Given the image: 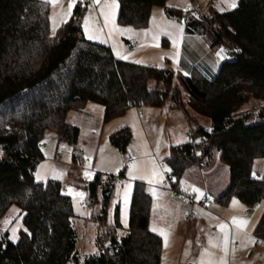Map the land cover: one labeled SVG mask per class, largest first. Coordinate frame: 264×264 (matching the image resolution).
I'll return each mask as SVG.
<instances>
[{"label":"trees","instance_id":"trees-1","mask_svg":"<svg viewBox=\"0 0 264 264\" xmlns=\"http://www.w3.org/2000/svg\"><path fill=\"white\" fill-rule=\"evenodd\" d=\"M167 2L117 0L116 23L146 28L152 9L159 7L166 17L183 20L187 32L202 26L205 40L233 53L213 78L195 67L184 75L116 58L108 46L85 38V5L75 6L50 34L48 2L0 0V220L16 206L24 227L15 243L0 235V264H160L162 239L148 227L152 202L144 182L133 184L127 227L119 237L118 206L109 222L110 196L97 192L102 181L95 173L86 187L92 205L101 203L86 219L95 223L94 251L80 254L71 198L62 194L58 180L35 181L44 159V133L51 131L58 141L74 146L78 128L66 115L87 102L103 106L104 123L133 106L166 103L206 117L208 129L199 127L191 140L171 145L164 163L179 186L186 169L207 165L216 153L228 167L229 182L215 201L223 206L232 198L248 207L263 203L252 234L264 240V180L252 172L254 160L264 158V0H237L235 8L197 20L183 17ZM131 138L123 127L108 139L125 154Z\"/></svg>","mask_w":264,"mask_h":264},{"label":"crops","instance_id":"crops-1","mask_svg":"<svg viewBox=\"0 0 264 264\" xmlns=\"http://www.w3.org/2000/svg\"><path fill=\"white\" fill-rule=\"evenodd\" d=\"M44 1L48 2V0ZM69 2L70 0H56L55 3L48 2L49 24L50 22H54L59 27L65 23L64 21H67L70 18L71 14H67ZM87 2H90V6L93 5V0H87ZM109 2H111V0H109ZM78 5H85V7H87L86 2L84 3L81 0H75L73 8ZM156 8L157 7H154L152 9L148 26L146 28L136 29L130 26L118 25L116 23L117 7L114 9L113 22L109 23L107 26H105V21L100 16V9L91 7L90 9H94V11H86L82 18L83 34L85 38L88 39L84 31V17L90 16L89 34L93 35L94 38L88 40L108 46L116 58L165 69L166 64L169 63L170 65V63L173 61V58L176 59V62L178 59V56L176 55L177 53L173 48H171L172 46L170 45L168 39L169 33H172L171 29H173V31L176 30L172 26L168 27L165 25L163 17ZM155 14L157 17V23H153V16ZM113 24L115 28H130L132 31L123 33L117 32L113 29ZM93 27L96 29V31H92ZM184 33L186 34L187 32L184 30ZM129 40H132V42L129 43ZM116 53H120V56L126 58H120ZM161 57H163V59H161ZM213 68L214 66L209 67V69L206 70L207 73L213 74ZM190 70L191 68L189 71ZM178 72L184 74L180 70H178ZM143 107L145 106L130 107L123 116L107 123L103 122V106L94 102H87L84 108L80 111H69L66 115V120L71 125H74L78 128V139L74 146L79 150V155L83 156L86 154L87 160L89 159L88 157H90V155L93 159H95L98 145L100 144L103 132L106 130V126H112V128L110 127L107 130V133L110 131L114 132V130H118L123 127L134 130L139 128L142 133V143L144 146L146 144V148L148 150L151 149L152 151L151 158L154 157L155 151L157 155L161 157V159L167 156L168 149L171 145L181 144L189 141V138H187L186 135H188V132L191 130L187 131L185 135L183 128L184 125L188 126V118L196 122L199 121L197 128L209 127V120L206 121L207 123L203 124L205 119L197 117V115H195V113L190 109H186L185 111L181 109H175L172 108L169 103H166L159 108L146 107V111H143ZM131 110H135L134 112L138 119V125H135L130 121L131 115L129 112H131ZM140 110H142V114H140ZM111 133L112 132H110V134ZM55 139L56 144L54 146V154L56 156H60L57 151V147L63 142L58 141L56 136ZM132 142L134 141L132 140L130 142L125 153L134 154L136 157L135 161L137 160L136 155H139L140 159H148L150 157L146 156V152L143 151L142 145H137L136 143ZM73 150L77 151L75 148L72 149V151ZM42 151L44 153V157L49 152V150L46 148V145L44 144V141L42 142ZM76 155L77 152L75 154L72 153V159H74ZM120 155H122L124 160L125 154L120 152ZM213 161L214 165L212 164ZM54 162L56 164H61V161L56 160L55 157ZM262 162H264V158L255 159L252 166V172L256 177L264 180V166ZM37 168L38 165L36 170ZM188 169L185 170L181 177L179 188L180 190L193 196L195 199H197V194L193 192V188L198 189L203 195H207L209 197V201L204 203L202 206L187 203L183 197H172L165 182L164 173L166 170L160 168V166L159 169L156 168L158 175L151 183H149V180L152 179V174L149 170H147L149 173L142 175L143 178H139L140 176H137L138 178H134L139 179L135 181H141L145 183V191L151 198L152 203L148 222L149 229L151 230V226L153 224L154 227L158 229L157 232L151 230L153 233L161 237V232H163L164 235L168 236V240L172 244H174V242L175 245L178 244V249L181 250L184 247V242L186 241L187 235L189 233L188 227L189 229L192 227H197L200 229L202 226H204L203 228L210 227V229L214 227L209 233H207V241L203 245L205 248L209 247L214 253H225L223 250L225 248V233L221 232L218 228V225L223 223L228 227L227 235L229 242L226 245V257L228 264H264V240L257 239L252 234V230L256 224L253 225L255 218L250 215L251 210H258L260 205L263 209V203H260L256 208H253L246 206L236 198L231 199L229 203L224 206L215 201V198H217L224 191L221 187L217 188L215 186L216 182H213V178H215L216 173L222 172V174H224V172L226 173L227 170L229 182L228 167L220 163L218 160V155L214 157V160L212 156L207 165H201L199 176L202 184L200 185H198L195 180V183L191 184V187L188 186V183L185 181V179H183ZM142 170L143 171L140 170L142 173L146 170V168H144V164H142ZM123 171L124 169L122 172ZM54 177L57 176L54 175ZM54 179L59 181L57 178ZM206 180H208L209 184L206 183ZM89 182H87V184ZM234 200L236 201L235 204H233ZM192 208H198V218H196L197 215L195 213L194 217L186 219V215L192 210ZM87 217L88 216H84L83 218ZM233 217L247 221L243 229H237L235 227V225L232 223ZM75 218H79V216L76 215ZM87 222V220L83 221L84 225H86ZM185 222H187L186 226L183 225ZM123 235H119V237ZM250 240L254 242H250ZM213 245H215V247H213ZM83 249L84 252H82V254L92 253L94 251L93 247L92 250L87 252L86 244L85 248Z\"/></svg>","mask_w":264,"mask_h":264},{"label":"rangeland","instance_id":"rangeland-1","mask_svg":"<svg viewBox=\"0 0 264 264\" xmlns=\"http://www.w3.org/2000/svg\"><path fill=\"white\" fill-rule=\"evenodd\" d=\"M82 2H86L87 7H85V11L83 15L86 13V11H94V9H90L92 6H90V2L81 0ZM230 0H168L167 5L169 7L179 8L182 11L183 17H186L190 20H197L201 17L205 16H212L213 12H225L228 10H231L232 8L229 7ZM110 3V2H109ZM117 5V0H116ZM103 6V0L101 1V7ZM117 7V6H116ZM157 11L161 14L165 21V25L168 27H174L176 31L172 30V33H169L168 39L170 42L171 48L174 49V51L179 53L178 59L176 63H173V61L170 63H167L165 66L166 71H176L180 70L184 73V75H187L189 73V69L192 67H195L199 69L205 76L208 78H213L223 60L229 59V56L223 52V59H221L220 56L217 55L218 52L221 51V44L215 43L211 44L209 41L205 40V38L202 36L199 31H202V26H197L199 28V31L194 32H187L185 30V24L183 20L177 21L175 19H171L165 16L163 9L157 7ZM187 9V10H185ZM83 18V16H82ZM157 17L156 14L153 16V23L156 22ZM157 23V22H156ZM82 24V21H81ZM57 24L54 22H50L49 24V30L50 34H54L57 29ZM170 29V28H169ZM184 30L187 32L184 33ZM123 43V42H122ZM175 44V46H174ZM214 66L213 68V74H208L206 70L209 69V67ZM176 86L179 88V86L176 84ZM182 101H185V95L183 93ZM251 105V104H250ZM250 105H245L244 108H248ZM143 111H146V107L142 108ZM135 110H131L130 113V121L133 122L135 125H138V119L134 112ZM197 117H201L205 119L204 123H207L208 120L204 116H200L198 114ZM198 121V120H197ZM188 126H183L184 128V134L186 135L187 131H195L198 122L193 121L188 118ZM112 128V126H106V130L103 132L100 144L98 145L97 154L95 159L88 157L84 154L83 156L79 155V150L75 146H69L64 143H60L57 147V151L60 154V156H56L54 146L56 144L55 134L51 131H46L44 133L43 141L46 145V148L49 150L48 154L45 155L44 159L38 164V168L34 174L35 181L43 182L47 179H54V175L57 176V179H59L61 184V192L64 195H68L71 198L72 203V209L73 212L79 216V218L73 219V226L77 233V243H76V250L78 253L82 254L84 252L83 248H85L86 244V250L89 252L94 247L93 245V239L95 236V224L93 222H87L86 225H84L83 221H86V219L93 213H96L101 203L98 200L95 202V204L92 205V200L87 195V182L92 181L94 178V174L96 172H99L100 174V180L107 181L113 177H118L115 181H112V190L110 197L108 198L107 202V219L109 222H112L113 220V210L116 206H118V221L120 223V228L117 230V233L119 235H123L124 231L127 226H125L124 223L121 222L122 219V212L124 214V217L126 219V224L128 223V213H129V202H130V196L132 191V186L135 182L134 179L130 178L129 176V167H124V160L122 158V155H120V152L118 149L113 147L109 143V133H107V130L109 128ZM191 128V129H190ZM131 131V141L133 140L137 145H142L143 151L146 152V156H150L148 159H140L139 155L137 156V160L135 161L137 165L138 171L134 173L136 176H141L143 174H147V170H149L152 174V167L153 164L155 165V168L159 169V163L164 162L163 159L157 153L154 151V157L151 158L152 151L151 149L148 150L146 147V144L142 143V133L139 128L136 130L129 129ZM115 131V130H114ZM135 131V132H134ZM189 140L193 138V136L186 135ZM199 139V138H197ZM134 145V144H133ZM76 149L77 155L72 159V149ZM217 154H213V160L214 157ZM0 156H1V148H0ZM54 157L56 160L61 161V164H56L54 162ZM73 160V161H72ZM263 166H264V162ZM87 164V171L91 174V179H85L84 172H85V165ZM142 164H144V168L146 170L142 173L140 172L142 170ZM214 165V161L212 162ZM220 165V164H218ZM201 165H192L188 171L186 172L183 179L188 183V186L191 187V184L196 183L198 185L202 184V181L200 179V167ZM148 168V169H147ZM123 171V175H119L120 171ZM264 169V167H263ZM168 170V167L166 166V169ZM39 174L40 179H37V175ZM109 177V179H107ZM163 177V175H162ZM164 178V177H163ZM213 182H216L215 186L223 188V190L226 189L228 186V173L226 170V173L222 174V172L216 173L215 178H213ZM206 183L209 184L208 180H206ZM130 185L131 187L127 191V195L125 194L126 187ZM71 189V192L69 190ZM99 195L101 196V190H97ZM76 193H83V196H77ZM203 196V195H202ZM201 196V197H202ZM180 197V196H178ZM180 199V198H178ZM184 199V198H183ZM233 199V198H232ZM87 202L88 206L85 208L83 207L82 203ZM240 203V202H239ZM192 210L196 213L197 217L199 216V210L198 208ZM262 206L260 205L258 210H251L250 215H252L255 218V221L253 223L258 221L257 218H259L261 214ZM84 216H88L87 218H83ZM8 220V223L5 224L4 221ZM257 219V221H256ZM187 225V222L185 224ZM252 226V225H251ZM255 226V225H254ZM202 226L200 229L197 227H192L189 229L188 227V235L186 238V241L184 242V247L179 250L178 244L175 245L172 244L168 240L167 235H161L162 237V248H161V259L160 264H209L210 260H215L219 262L221 258L228 264L227 260V253H214L209 247L205 248L204 243L207 241L206 236L207 233H209L212 228L210 227L203 228ZM253 227V226H252ZM12 228H16V239L15 241L9 239V237L12 235ZM154 225L152 224L151 229H153ZM185 228V227H184ZM20 230H24V227L21 223V213L20 210L16 206H10V208L7 210L5 215L0 220V232L7 234V238L10 242L15 243L18 239V232ZM158 229L155 230L157 232ZM226 234L228 233V227L226 229ZM118 235V236H119ZM228 235H227V244H228ZM225 243V239H224ZM201 253H205V255H201ZM87 254V253H86Z\"/></svg>","mask_w":264,"mask_h":264},{"label":"snow or ice","instance_id":"snow-or-ice-1","mask_svg":"<svg viewBox=\"0 0 264 264\" xmlns=\"http://www.w3.org/2000/svg\"><path fill=\"white\" fill-rule=\"evenodd\" d=\"M48 2L50 3H55L56 0H48ZM74 2L75 0H70V2L68 3V11H67V14L70 15L71 14V11H72V8L74 6ZM116 0H111V2L109 3V0H103V6L101 7V0H93V5L92 7H96V8H99L100 9V16L104 19L105 21V26H107L109 23H112L113 20H114V9L116 7ZM237 6V0H230L229 2V7L231 8H235ZM187 10V9H185ZM51 19V18H50ZM89 20H90V16H85L84 17V31H85V34L87 36L88 39H93V35L89 34L90 32V25H89ZM66 22V21H64ZM113 29L117 32H131L132 29L128 28V29H118V28H115L114 24H113ZM92 31H96V29L93 27L92 28ZM155 39V37H154ZM175 46V44H174ZM223 49H221L220 52L217 53L218 56L221 57V59H223ZM118 57L120 58H126V57H122L120 56V53H116ZM177 56L179 55V53L177 52L176 54ZM161 59H163V57H161ZM173 63H176V59L173 58ZM87 159V158H86ZM85 172H84V176H85V179H91V174L89 171H87V164L85 165ZM138 171L137 169V165L136 163L134 162L133 164L129 165V176L130 178H138L136 175H134V173H136ZM158 175V172L155 168V165L153 164V167H152V179L149 180V183L153 182V180L156 178V176ZM54 178H57V177H54ZM139 178H143L142 175L139 177ZM37 179H40V176L39 174L37 175ZM131 186L128 185L125 189V194L127 195V191L128 189L130 188ZM69 192H71V189L69 190ZM193 192H195L197 194V199L199 200L200 197L203 195L202 193L199 192L198 189H195L193 188ZM77 196H80L82 197L83 196V193H76ZM236 201L234 200L233 201V204H235ZM121 222L125 224V226H127L126 224V219L124 217V214L122 212V219H121ZM5 224L8 223V220L6 219L4 221ZM232 223L235 225V227L237 229H243V227L246 225L247 221L245 220H240V219H237L236 217H233L232 218ZM218 228L221 232H224L225 233V248L223 249L225 251V254H226V245H227V234H226V229H227V225L221 223L218 225ZM153 231H155L156 229L153 228L151 229ZM12 235L9 237V239L15 241L16 239V228H12ZM161 235H164L163 232H161ZM250 242H254V241H251ZM213 247H215V245H213ZM201 255H205V253H201ZM209 264H226V262L223 260V258H221V260L219 262L215 261V260H210L209 261Z\"/></svg>","mask_w":264,"mask_h":264},{"label":"built area","instance_id":"built-area-1","mask_svg":"<svg viewBox=\"0 0 264 264\" xmlns=\"http://www.w3.org/2000/svg\"><path fill=\"white\" fill-rule=\"evenodd\" d=\"M84 1H87V0H84ZM128 42L131 43L132 40H129ZM221 49H223L224 50L223 52L226 53L228 56H232L233 55L231 49H229L226 45L221 44ZM139 107H140V105H139ZM256 107H257V105H256ZM140 114H142V110H140ZM203 129L206 131L208 128H203ZM188 135L192 136V132L191 131L188 132ZM72 153L75 154L76 151L73 150ZM135 159H136V157H135L134 154L125 153V155H124V166L125 167H129V165L134 163ZM159 166L162 169H166V164L164 162H161L159 164ZM164 175H165L166 185H167L172 197L180 196V197L184 198L185 202L192 203V204H197L199 206H202L204 203L209 201V197L207 195H205V194L202 197H200V199L198 200V199H195L193 196L189 195L188 193L180 190L179 186H176V184H175V176L170 171L169 168H168V170L165 171ZM116 179H118V177H113V178H111V179H109L107 181H103V182H101V183H99L97 185V188L102 191L104 188L108 187L110 184L112 185V181H115ZM82 205L85 208L88 206L87 202H83ZM252 207L256 208L257 205H253ZM194 216H195V212L193 210H191L186 215V219H190V218H192ZM1 234L2 233L0 232V235Z\"/></svg>","mask_w":264,"mask_h":264},{"label":"water","instance_id":"water-1","mask_svg":"<svg viewBox=\"0 0 264 264\" xmlns=\"http://www.w3.org/2000/svg\"><path fill=\"white\" fill-rule=\"evenodd\" d=\"M167 72V71H166ZM111 193V187H106L101 191V197L103 198H108L110 196Z\"/></svg>","mask_w":264,"mask_h":264}]
</instances>
